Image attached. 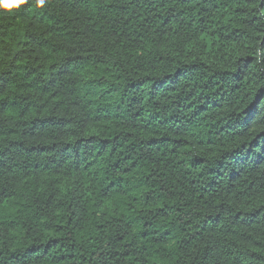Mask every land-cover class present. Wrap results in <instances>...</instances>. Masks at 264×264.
<instances>
[{
    "label": "trees",
    "instance_id": "1",
    "mask_svg": "<svg viewBox=\"0 0 264 264\" xmlns=\"http://www.w3.org/2000/svg\"><path fill=\"white\" fill-rule=\"evenodd\" d=\"M0 264H264V0L0 10Z\"/></svg>",
    "mask_w": 264,
    "mask_h": 264
},
{
    "label": "clouds",
    "instance_id": "2",
    "mask_svg": "<svg viewBox=\"0 0 264 264\" xmlns=\"http://www.w3.org/2000/svg\"><path fill=\"white\" fill-rule=\"evenodd\" d=\"M28 0H0V10L4 12L11 13L13 9H19ZM44 0H37V6H42Z\"/></svg>",
    "mask_w": 264,
    "mask_h": 264
}]
</instances>
